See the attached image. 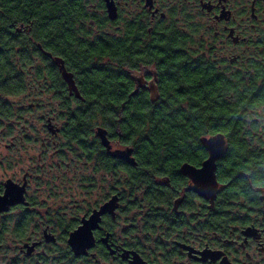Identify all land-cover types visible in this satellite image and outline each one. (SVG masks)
I'll return each mask as SVG.
<instances>
[{"label": "flooded vegetation", "instance_id": "flooded-vegetation-1", "mask_svg": "<svg viewBox=\"0 0 264 264\" xmlns=\"http://www.w3.org/2000/svg\"><path fill=\"white\" fill-rule=\"evenodd\" d=\"M102 21L106 25H96ZM170 23L189 36L194 98L206 96L209 102L211 129L194 143L196 162L184 163L201 167L210 155L201 139L217 137L216 185L202 195L179 167L184 180L170 183L160 177L157 183L169 187V195L165 204L149 206L130 192L132 175L118 172V161L134 165L112 156L96 129L94 158L67 147L53 102L82 99L75 69L84 63L69 54L87 37L109 36L115 43L124 33L142 30L151 42L161 41ZM160 51H150L134 67L124 66L135 81L133 93L142 88L151 100L157 98ZM56 58L72 75L79 96ZM0 77V86L8 82L15 88L0 98L13 108L2 126L12 132L5 146L33 142L40 147V163L29 165L21 178H7L25 185L23 201L8 209L22 212L15 223V264H264V0H0ZM229 103L237 117L232 123L229 116L215 114ZM105 130L110 150L131 147ZM33 180L54 198L55 187L65 192L66 183H74L77 199L44 206L30 192ZM40 186L34 189L38 193ZM113 198L99 220L90 222L94 245L87 254L76 253L70 233ZM32 213L42 217L27 221Z\"/></svg>", "mask_w": 264, "mask_h": 264}, {"label": "trees", "instance_id": "trees-1", "mask_svg": "<svg viewBox=\"0 0 264 264\" xmlns=\"http://www.w3.org/2000/svg\"><path fill=\"white\" fill-rule=\"evenodd\" d=\"M99 24L104 26L106 22H96ZM160 48L164 59L157 71V98L151 100L149 91L142 88L133 93L135 81L124 66L134 67L146 60L150 51ZM192 54L189 36L175 23L166 26L165 38H156L155 42L144 37L142 30L124 33L115 43L109 36L87 37L69 54L75 62L84 63L75 69L82 99L53 102L54 120L61 122L68 148L82 150L88 159L94 158L90 151L97 150L93 129L98 126L108 129L120 143L133 147L136 165L118 161V172L132 175L128 181L130 192L143 197L149 206L165 204L164 197L170 191L157 183L159 178L182 182L180 165L196 162L194 143H199V137L211 129L207 97L194 98ZM2 84L0 98L15 89L9 88L8 82ZM10 104L0 102V125L7 124L13 114ZM233 110L229 103L215 114L229 116L232 123L237 118Z\"/></svg>", "mask_w": 264, "mask_h": 264}, {"label": "rangeland", "instance_id": "rangeland-1", "mask_svg": "<svg viewBox=\"0 0 264 264\" xmlns=\"http://www.w3.org/2000/svg\"><path fill=\"white\" fill-rule=\"evenodd\" d=\"M138 75V74H136ZM56 125H60V121H55ZM38 125H40L38 123ZM3 125H0V184L2 182H5L7 178H21L22 172L31 164L37 165L38 161H36V153L40 150L39 144H34L33 142L24 143L23 146H20L19 148L11 147L7 148L5 146V143H10L11 141V134L12 132H9V128H2ZM19 146V145H18ZM50 151H48V154ZM48 157V155H46ZM50 156V155H49ZM58 182H54L52 184H55ZM69 184V185H68ZM43 185L39 182V180H33L30 184L31 190L33 191L32 195H35L34 197H38V199L45 201L44 206H55V202H59L64 204L65 202H68V204H72L71 200L77 199V193L78 190L76 187L71 188L70 186H74L73 183H66L68 186V190L65 192L62 191V188L56 189L54 188V192H57L54 194V196H57L54 198L52 195L51 197H48L47 191L43 189V186L40 188L42 189L41 193H38V190H34L35 186ZM52 191V190H51ZM21 213L17 208L7 210L5 212L0 213V242L2 244V248L0 250V264H15L14 260L16 257V248L17 245V239L16 235L14 234L15 229V223L19 221L21 218ZM38 217H42L41 214H30L29 220L27 221H35L38 219ZM120 229V225H119ZM27 233L32 231L30 223L27 227ZM33 264H49L45 262L36 263ZM51 264V263H50ZM84 264H95L93 261H86ZM103 264V263H100Z\"/></svg>", "mask_w": 264, "mask_h": 264}, {"label": "water", "instance_id": "water-1", "mask_svg": "<svg viewBox=\"0 0 264 264\" xmlns=\"http://www.w3.org/2000/svg\"><path fill=\"white\" fill-rule=\"evenodd\" d=\"M108 10L109 12L111 11L109 5H108ZM55 61L61 63L60 70L64 79L67 81L70 90L75 91L76 95L79 96L72 75L65 70L64 66L62 65V60L56 58ZM95 134L96 136L99 137L102 145L109 151V153L112 156H117L119 158H122L131 165L136 164L135 159L132 156L131 147L110 150V143H109V139L106 136L105 128L98 126L95 130ZM201 141L204 144V146L210 150L209 157L202 163L201 167L199 168L190 165L188 163H183L180 166V172L187 175L194 182L195 190H197L202 195H206L207 193L212 191L216 185L215 174H214V168H215L214 161L216 158L215 157L216 150H213L214 147L213 145L214 143L217 142V137H213V138L203 137ZM3 186L4 189L2 193L4 194V196L0 197V212H5L14 204L18 202H22L24 199V191H25L24 184L19 185L11 179H7L3 183ZM114 200L115 198L105 203L100 210L95 211L93 215H91L89 220L83 221L82 225L78 226L75 230H73L70 233L68 242L76 253L87 254L88 249L94 245L93 238L90 236L89 233L90 222L98 221L99 214L104 210L108 209L110 206H112ZM86 222L89 223V226L85 225Z\"/></svg>", "mask_w": 264, "mask_h": 264}, {"label": "snow or ice", "instance_id": "snow-or-ice-1", "mask_svg": "<svg viewBox=\"0 0 264 264\" xmlns=\"http://www.w3.org/2000/svg\"><path fill=\"white\" fill-rule=\"evenodd\" d=\"M4 196V194L3 193H0V197H3Z\"/></svg>", "mask_w": 264, "mask_h": 264}]
</instances>
